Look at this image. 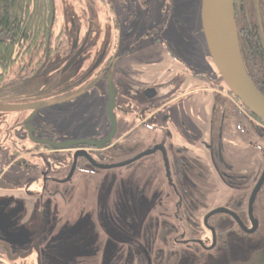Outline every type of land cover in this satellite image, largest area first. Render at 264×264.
<instances>
[{
    "label": "flooded vegetation",
    "instance_id": "obj_1",
    "mask_svg": "<svg viewBox=\"0 0 264 264\" xmlns=\"http://www.w3.org/2000/svg\"><path fill=\"white\" fill-rule=\"evenodd\" d=\"M199 2L197 12L200 17L198 23L201 24L202 0ZM90 3L106 9V43L98 47L93 41V35L55 34L50 28L48 34L38 37L35 43L25 37L14 44L16 51L13 64L6 69L0 68V107H20L12 111H0V191L6 195L5 198H11L14 195L12 190L18 185L37 186L40 188L39 192L36 195L28 192L27 196L42 200L48 186L70 182L76 172L93 175L96 170L128 168L140 164L139 160L146 155L135 159L137 156L154 150L151 154L159 153L160 183L165 188L162 193L157 191L146 198L141 187L132 181V177H127L124 181L120 179L122 182L119 183L111 177L112 180L100 178L95 187V211L100 195L99 189L96 191L97 186L105 182L111 188L112 198L115 189L121 190L116 196L117 203L111 206L112 210L121 211L118 214L122 213L129 218L147 211L150 214L153 208L160 207L172 214L169 215L171 219L177 220L175 212L182 199L180 191L184 192L186 183H189L186 163L176 158H173L171 164L167 163L166 151L161 145H154L149 151L139 153L128 161L106 165L113 166L109 169L97 167L103 165H98L96 160L109 154L128 151L130 147L125 139L147 121L155 120L180 98L194 95L205 97L209 92L216 93L222 88L237 108L241 109V104L228 90L215 68L207 46L208 60L205 58V61L211 64L210 71L205 72L203 68H200L201 71H193L191 75L197 79L196 83L187 86H178L176 83L174 78L179 64L168 41V32L175 29L178 23L176 0H90ZM232 3L240 51L242 36H264V0H232ZM54 21L53 5L51 27ZM200 30L202 32V27ZM183 69L186 74H190L186 65ZM162 79L164 81L161 82ZM222 116L223 114L218 115ZM252 119L257 118L252 116ZM256 121L258 125L262 123ZM261 125L264 129V123ZM105 139L106 143L101 144ZM96 143L101 145L97 147ZM261 154V167L249 196L264 168V152ZM41 156L58 158L51 172L38 168L37 163H27L28 159L30 162L38 161ZM217 175L228 188H235L232 186V179L236 177L221 171H217ZM263 186L264 181L255 199ZM53 194L55 191L48 193ZM163 198H168V208L163 206ZM248 198L243 207L242 203H237L242 210L240 215L226 207L237 215L246 228L250 227ZM254 202L252 215L255 219ZM221 207L224 208H217ZM215 209L204 212L201 223L205 235L197 238L185 237L183 231L175 233L176 225L166 222V218L150 216L155 222L150 229L156 238L154 250H157L155 243L169 242L186 246L195 244L200 249L209 251L212 244L210 228L215 236V245L210 250L216 248L217 231L210 220L216 215H224L238 227L239 225L232 216L221 213L209 216L204 223V217ZM164 226L167 228L163 238L158 237L162 235ZM84 229L90 231L89 235L84 232L80 235L85 236V242H93V218L91 222L87 217L73 228L61 231L51 240L49 247L62 246L71 240L70 236L75 232ZM131 229L136 230L135 227ZM177 235L178 238L175 237ZM12 236L0 225V253L4 256L8 254V259L15 256H11L9 249V243H13ZM199 241L200 244L197 243ZM68 247H78V244L69 243L66 248L55 249L60 250L61 260H64ZM104 247H107L104 242L96 246L102 252L98 264H103L105 260ZM151 247L152 244H149V248ZM113 248H108L109 264L113 263L115 257L120 256L122 261L127 256V253H118ZM55 250L52 251L50 264H54ZM145 260L146 264H152L149 255H145Z\"/></svg>",
    "mask_w": 264,
    "mask_h": 264
},
{
    "label": "rangeland",
    "instance_id": "obj_2",
    "mask_svg": "<svg viewBox=\"0 0 264 264\" xmlns=\"http://www.w3.org/2000/svg\"><path fill=\"white\" fill-rule=\"evenodd\" d=\"M53 2L55 12V21L51 27L53 33L90 34L93 35V41L98 47L107 42L106 9L93 6L90 0ZM198 3L199 0H176L178 23L175 29L168 32V41L179 64L174 78L178 86L198 82L194 75H191L192 72L201 71L200 68L209 72L211 67L209 61L208 63L205 61V58L208 60V54L200 30L201 24L198 23L200 21ZM184 65L190 74H186ZM175 67L176 65L173 68ZM218 90L216 93L209 92L205 97L194 95L178 99L155 120L147 121L138 131L125 139L130 147L128 151L109 154L96 160L98 165L103 166L117 164L149 151L154 145H161L166 151L167 163L171 164L173 158L186 163L189 183H186L184 192L180 191L182 199L179 209L175 212L178 219H171L169 215L172 214L167 213V210H161L160 207L153 208L150 212V216L166 218V222L177 224L175 233L183 231L185 237L191 232L180 225L190 227L194 216L201 222L207 210L223 206L240 215L242 210L237 203H242V207L245 205L261 167L263 156L261 153L264 152L262 123L258 125L257 119L253 120L247 111L245 113L237 108L226 91L224 92L222 88ZM220 114H223V118L218 117ZM56 159L58 158L41 156L38 161L30 162L28 159L27 163L30 165L37 163L38 168L51 172L53 164L57 162ZM159 160L157 152L142 157L139 160L140 164L128 168L96 170L93 175L76 172L72 181L48 186L42 200L27 196L28 192L36 195L40 190L37 186L18 185L12 190L14 195L11 198H5L6 195L0 191L2 193L0 225L13 235L11 237L13 243H9V249L11 256L15 254L12 259H8V254L4 256L0 253V264H50L52 251L57 247L66 248L69 243L78 244V241L68 240L62 246L49 247L51 240L61 231L73 228L87 217L91 222L93 218V227H98L94 233L99 237V244H102L104 239L99 236L101 231L94 199L98 179L112 178L119 183L127 177H132V181L141 187L143 195L149 198L157 191L161 194L165 189L160 183ZM217 171L236 177L232 179V186L235 188H228L220 180ZM64 173L65 171L62 172ZM53 191L55 194L48 195ZM163 203H165L163 206L168 208V198H163ZM243 215L245 216V214L241 216ZM83 232L87 236L90 233L86 229ZM197 234L205 235L203 227L197 230ZM155 245L157 250L164 253L160 264H221L224 259V253L218 247L206 251L191 245L169 242ZM122 248L128 251L134 247L125 244ZM90 256L93 262L86 264H98L102 252L98 250L94 256L93 253ZM151 259L152 264H156L154 259Z\"/></svg>",
    "mask_w": 264,
    "mask_h": 264
},
{
    "label": "trees",
    "instance_id": "obj_3",
    "mask_svg": "<svg viewBox=\"0 0 264 264\" xmlns=\"http://www.w3.org/2000/svg\"><path fill=\"white\" fill-rule=\"evenodd\" d=\"M52 12L53 0H0V68L6 69L13 64L16 51L14 44L24 40L25 37L35 43L38 37L48 34L51 28ZM240 51L248 78L264 96V36L261 38H255L252 35L242 36ZM98 189L100 195L96 216L101 231L99 236L103 237L105 246H107L104 247L103 257L105 260L102 263L109 264L108 248L113 246L114 251L127 253V258H122L120 261V256L115 257L112 264H146V254L153 258L156 264H160L164 253L161 250H154L153 244L156 242V238L150 229L153 228L155 222L149 212L126 218L122 213L118 214L121 212L120 210L116 212L111 207L117 203L116 196L120 194L121 190L115 189L112 198L111 188L105 182L101 185L98 184L96 191ZM253 212L254 217L258 220V228L253 234L244 233L235 222L224 215H216L210 220V224L217 231V247L224 253L221 264H264V186L255 199ZM222 219L225 220L222 221ZM197 220V217H192L190 227L180 225L183 229L191 232L187 237H200L197 230L203 226ZM132 227H135L136 230L133 231ZM166 228L164 226L162 235L158 237L162 236L163 238ZM97 229V226L93 227V242H85V236L80 235L83 230L70 236V241H78V247H68L64 260H61L60 250H55L54 264L93 262L90 255L93 253L94 256L98 251L96 246L99 245V237L94 233ZM175 237L178 238V235ZM58 240L60 237L57 242ZM125 244H131L134 248L127 251L122 248L125 247ZM149 244H152L151 248H149ZM191 246L199 249L195 244ZM87 250L89 251L87 252Z\"/></svg>",
    "mask_w": 264,
    "mask_h": 264
},
{
    "label": "water",
    "instance_id": "obj_4",
    "mask_svg": "<svg viewBox=\"0 0 264 264\" xmlns=\"http://www.w3.org/2000/svg\"><path fill=\"white\" fill-rule=\"evenodd\" d=\"M201 27L209 56L228 90L251 115L264 123V96L251 83L245 71L239 51L232 0H202ZM18 108L20 107H0V111H12ZM100 143H106V139ZM100 145L98 143L95 144L97 147ZM153 151L137 156L135 159L151 154ZM97 167L109 169L113 166ZM263 181L264 168L248 198L247 214L250 223L249 228H246L242 224L235 213L222 207L209 212L204 217V223L213 214H227L234 218L244 233L253 234L258 228V220L253 218L252 206ZM210 231L212 233V244L208 250L212 249L215 245L214 231L212 228H210ZM197 243L200 244L201 242Z\"/></svg>",
    "mask_w": 264,
    "mask_h": 264
},
{
    "label": "built area",
    "instance_id": "obj_5",
    "mask_svg": "<svg viewBox=\"0 0 264 264\" xmlns=\"http://www.w3.org/2000/svg\"><path fill=\"white\" fill-rule=\"evenodd\" d=\"M241 110H243V109L241 108Z\"/></svg>",
    "mask_w": 264,
    "mask_h": 264
}]
</instances>
